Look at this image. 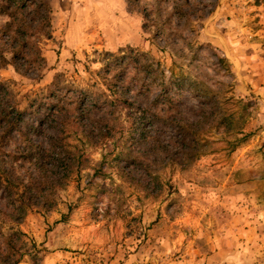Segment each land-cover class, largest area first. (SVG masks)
I'll return each instance as SVG.
<instances>
[{
  "label": "rangeland",
  "instance_id": "1",
  "mask_svg": "<svg viewBox=\"0 0 264 264\" xmlns=\"http://www.w3.org/2000/svg\"><path fill=\"white\" fill-rule=\"evenodd\" d=\"M47 2L50 28L38 0L12 25H29L28 38L0 15V264H264V0ZM150 69L183 81L171 86L177 118L201 107L189 84L243 100L247 140L229 151L227 128L211 129L187 159L182 124H147L159 91ZM12 112L20 124L7 123ZM51 144L80 156L62 187L54 162L36 171ZM36 187L48 210L26 202Z\"/></svg>",
  "mask_w": 264,
  "mask_h": 264
},
{
  "label": "trees",
  "instance_id": "2",
  "mask_svg": "<svg viewBox=\"0 0 264 264\" xmlns=\"http://www.w3.org/2000/svg\"><path fill=\"white\" fill-rule=\"evenodd\" d=\"M34 5H36V0H0V15L5 16L9 19V21L6 24V29L8 30L9 33H12L14 31L12 29V25L16 22V20L20 16H22V14L26 13L29 7ZM36 6H38V9L35 8V13H37L38 17L46 24L47 27L50 28L51 14H52L50 4L47 2V0H38V5ZM14 32L18 34L19 38L21 37L28 38L31 36V28L29 25H25V26L21 25ZM49 36L50 35L48 34V37ZM10 39L15 41L14 37H10ZM26 41L27 40L25 39V42ZM1 60L3 59L1 58ZM41 61H42V65H45V60L43 58H41ZM142 68L145 69L146 65H144ZM149 68H152V65H149ZM150 75L153 78V80L157 82L155 84L159 87V91L158 94L155 95V97L151 101L152 111L150 116L148 117L147 124L151 125L152 127H158V126L161 127L163 126L161 122L164 120L168 121L169 124L178 127H181L180 124H182L181 127L182 133L184 136L187 135L190 140L188 146L190 148V151H188L186 155L187 159L190 158L195 159L203 155L202 154L203 151L201 150L205 149L207 145L211 143V141L207 138L206 135V133L210 132L211 129L216 131L222 128H227L226 133L228 132V134L232 135V139L226 142L229 151L236 150L241 144H243L247 140L248 135L243 132V129L241 128L242 126L237 127V124L239 123V119L242 117L241 111L245 110L246 109L245 106H247V103L243 102V100H238L233 98L219 100L216 97L211 99L202 98L203 96H199L195 93L194 85L189 84L186 87V90L188 92H193L196 95L195 98H199V103L201 104L200 109L195 111V116L192 119L193 121L189 122L186 118H177L180 114L182 113L185 114L186 112L184 109L180 111V109L183 108V104L181 103V101L178 102L175 101L173 87H171L175 85L178 88H180V85L182 86L183 81L180 82L179 79H177L178 77H173V76H171L168 79H165L163 71H160L158 69H154V70L150 69ZM225 101L226 103L228 101L229 102L231 101L233 105L240 103L241 104L240 110L236 112L227 113L222 108V104ZM207 110L210 111L209 115L212 116V120L210 124L208 123L209 125L207 128L205 127L203 128L202 127L203 125H201L202 123L201 120L202 117H204V119L207 118L208 115L206 113ZM21 115H22L21 113L12 112L5 115L4 118L6 119L7 123L9 121L12 126H15L22 122ZM166 116H168L167 119H165ZM144 118H145V113H142V116H140L137 121L138 122L143 121ZM60 132L61 129L57 128V133ZM42 152L45 154L43 155L45 157H42L40 153H37L39 159V161H37V164L38 166H41L42 169L39 168L36 171L37 172L44 171V167H45V164L43 162L44 160L48 159V163L54 162L51 165V167L57 170V179H55L52 184L55 187L58 186L62 187L65 183L66 178H68L73 172V168L75 165L74 162L75 158L80 160V156L75 155L73 153V149H71L70 146L69 145L67 146L66 144L65 145L51 144L48 150H44ZM41 159L42 162H40ZM33 190H35V193H32ZM44 191L45 188L42 189L41 187L28 189L29 198L26 199V202L27 203L32 201L42 202L43 208H46L48 206L46 209L48 210L51 207V205L47 201V195L45 196L43 194ZM39 199H41L42 201ZM11 236L14 239H16L15 244L20 245L21 248H25L28 246L27 236L21 231L12 230ZM30 247L31 248H28L25 251L30 252L29 251L30 249H35L34 245H31ZM11 262L12 264H16L18 260H14Z\"/></svg>",
  "mask_w": 264,
  "mask_h": 264
},
{
  "label": "crops",
  "instance_id": "3",
  "mask_svg": "<svg viewBox=\"0 0 264 264\" xmlns=\"http://www.w3.org/2000/svg\"><path fill=\"white\" fill-rule=\"evenodd\" d=\"M51 1H52V4H53V8L56 7V10H58L59 8L57 7V4L58 5L61 4V3H67L68 4L69 2L74 1V0H51ZM50 5H51V3H50ZM112 5H111V8H112ZM119 7H120V9L123 8V2H122V0H119Z\"/></svg>",
  "mask_w": 264,
  "mask_h": 264
}]
</instances>
